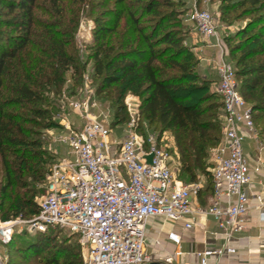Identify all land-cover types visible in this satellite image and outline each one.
<instances>
[{
    "label": "trees",
    "instance_id": "1",
    "mask_svg": "<svg viewBox=\"0 0 264 264\" xmlns=\"http://www.w3.org/2000/svg\"><path fill=\"white\" fill-rule=\"evenodd\" d=\"M209 1H216L222 22H239L222 42L264 139V0ZM185 5L183 0H0V220L37 213L39 192L33 186L45 182L53 159L38 137L52 125L51 95L66 79L78 84L86 67L74 38L82 6L93 21L88 59L97 94L117 117L125 94L137 95L143 120L138 130L145 132L146 126L173 136L180 177L195 182L198 174H208L210 149L221 141L222 99L219 93L212 97L197 72H202L198 58L184 43ZM207 76L212 83L214 76ZM212 189L211 180L207 194ZM52 229L57 228L33 232L30 241L12 234L2 244L7 263L83 264L73 249L49 243Z\"/></svg>",
    "mask_w": 264,
    "mask_h": 264
},
{
    "label": "built area",
    "instance_id": "2",
    "mask_svg": "<svg viewBox=\"0 0 264 264\" xmlns=\"http://www.w3.org/2000/svg\"><path fill=\"white\" fill-rule=\"evenodd\" d=\"M190 0L184 21L204 39L214 38L216 90L221 95V141L210 149L212 193L207 203H194L200 187L175 177V151L164 142V133L140 132L131 118L117 123L107 119L108 108L95 99L67 98L77 122L61 118L57 139L68 148L67 158L52 161L45 176V192L37 201V213L29 219L0 220V243H7L15 225L30 233L57 228L76 237L83 264H147L160 262L145 250L146 223L150 217L181 221L188 230L197 217H211L220 246L196 251L200 264L211 257L236 252L230 243L245 229L251 209L264 222V139L258 135L249 104L238 91L232 63L226 58L222 35L211 12ZM66 79L65 82H68ZM253 142V162L243 141ZM175 245L163 264H175L183 254L181 236L169 231ZM0 264H8L0 251Z\"/></svg>",
    "mask_w": 264,
    "mask_h": 264
},
{
    "label": "rangeland",
    "instance_id": "3",
    "mask_svg": "<svg viewBox=\"0 0 264 264\" xmlns=\"http://www.w3.org/2000/svg\"><path fill=\"white\" fill-rule=\"evenodd\" d=\"M68 1V0H67ZM186 4V2H184ZM197 7H204L207 8L214 19V22L221 32V35H227L229 33H232L235 31V29L238 26L237 22L236 24H227L224 23L220 20L219 12L217 10V3L216 1L210 2L209 0H200L199 4H197ZM88 8L82 6L81 11L79 12V21L74 33V38H75V44L76 47H78V51L80 54V59L82 62L86 63V67L83 73V77L81 81H78V84L72 83V80L69 79L68 82H64L60 92L55 95H51L50 98V104L51 106L49 109L53 112L54 116L52 118V125L50 127L42 128L41 133L38 135V137L42 141V149L44 148L51 156H53L52 161L56 159H61V158H67L69 156L68 154V148L66 145L61 142L59 139H57V134L61 132V118L65 117L68 118L69 120H72L74 122H77L78 118L77 115L74 111H72L68 105H67V98H74V97H84L90 98V99H95L96 101H99L102 104L103 108H108V121L110 123L111 127H114L115 130L119 129L115 126V124L120 123V124H125L127 123L131 118H134L136 123H137V129L139 128L140 124H143V120L140 117L139 114V98L137 95H133L130 92H127L125 96L123 97V112L119 114L117 117L116 114H114V109L110 106V103L107 100L102 99L96 92L95 88V82L94 79L91 75V65H92V60L88 59V55L90 53L89 47L92 43V37H91V27L93 26V21L92 18L87 14ZM185 12L183 13V20L185 17ZM184 26L182 27L181 33L183 35H187L190 31L189 25L187 22L184 21ZM185 39V38H184ZM185 43V42H184ZM188 48L192 53H195V50L188 45ZM200 75V77L208 82V91L211 93L212 97L217 96L218 92L216 90V85L217 81L215 77H213L214 81L212 83H209L208 76L203 74L202 72L197 71ZM66 81V80H65ZM219 99V98H218ZM216 98H212L211 102L216 103L219 102V100ZM215 109V108H214ZM217 111H220V108H216ZM123 116L121 121H116V119H120V117ZM219 119L221 120V117L219 115ZM164 142L168 144L172 149H174V140L173 136L169 132L164 133ZM250 145V149L248 150L247 148L244 149L245 154L247 152H250V150H253V142L249 138H245L243 141V146L244 145ZM254 153V152H253ZM174 164L175 166L178 167V163L176 158L174 159ZM207 161L210 163V166L208 167V174L203 175V174H198L197 180L195 181L202 192L199 191L197 198L194 200V203H205L207 200V197L210 194H207V189L210 188L211 186V155L209 152V156L207 158ZM175 177L180 180L183 184H188L189 182L183 180L180 177V173L178 168L175 169ZM34 189H37L39 192L35 198L36 201L41 197V195L45 192V182L44 183H37L36 185L33 186ZM204 190V191H203ZM202 205V204H201ZM24 225H15L13 227V237H15L18 240H24V241H30L32 239V235H35L33 233H28V234H21L20 231L24 229ZM48 234H50L51 239H49V243H57L61 244L65 248H71L74 251L77 252L78 256L81 258L80 254V247L77 245L76 238L73 235H70L68 232L63 231L61 229H52ZM0 251L4 252L3 245L0 243ZM45 252L40 253L39 257L43 256ZM14 260L18 261L19 257H14ZM36 259H38L36 257ZM35 259V260H36ZM160 263H162L161 259Z\"/></svg>",
    "mask_w": 264,
    "mask_h": 264
},
{
    "label": "crops",
    "instance_id": "4",
    "mask_svg": "<svg viewBox=\"0 0 264 264\" xmlns=\"http://www.w3.org/2000/svg\"><path fill=\"white\" fill-rule=\"evenodd\" d=\"M183 1L189 9L190 0ZM188 25L190 31L184 39L185 44L195 50L200 71L216 77L214 61L218 56V48L214 45L215 39H204L191 23ZM249 146L246 144L243 147L250 149ZM253 154V150L246 153L250 164L253 162ZM260 177L264 179V176ZM206 203L207 200L201 204ZM171 230L180 234V248L183 251L175 264H200L196 251L204 247L220 246L224 242L222 235L216 233V225L211 217H197L196 225L188 230L183 228L181 221H164L161 217H150L146 223L145 250L155 259H162L164 255L175 250V245L167 239V233ZM230 245L236 248L235 253L224 254L219 258L211 257L206 264H264V222L259 221L256 209L249 211L244 231Z\"/></svg>",
    "mask_w": 264,
    "mask_h": 264
},
{
    "label": "water",
    "instance_id": "5",
    "mask_svg": "<svg viewBox=\"0 0 264 264\" xmlns=\"http://www.w3.org/2000/svg\"><path fill=\"white\" fill-rule=\"evenodd\" d=\"M160 262H151V263H147V264H159Z\"/></svg>",
    "mask_w": 264,
    "mask_h": 264
}]
</instances>
